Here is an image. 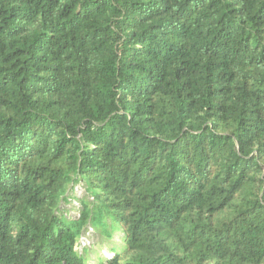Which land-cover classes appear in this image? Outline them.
Returning <instances> with one entry per match:
<instances>
[{"label": "trees", "instance_id": "1", "mask_svg": "<svg viewBox=\"0 0 264 264\" xmlns=\"http://www.w3.org/2000/svg\"><path fill=\"white\" fill-rule=\"evenodd\" d=\"M0 264H264V0H0Z\"/></svg>", "mask_w": 264, "mask_h": 264}, {"label": "rangeland", "instance_id": "2", "mask_svg": "<svg viewBox=\"0 0 264 264\" xmlns=\"http://www.w3.org/2000/svg\"><path fill=\"white\" fill-rule=\"evenodd\" d=\"M75 194L78 196V197H82L83 194H86L84 188L82 185H77L75 186ZM72 204H75V205H79V202L72 199V203L69 204L68 206H66L67 208H70V206H72ZM79 207V206H78ZM78 209V208H77ZM70 212L73 214H77L78 213V210H74V208L71 210L70 209ZM84 244L87 243L88 246H91V244L94 245V250L95 251H104L106 252L107 251V246H109L110 244L106 243V240H104L103 238H101V236L96 233L94 234L93 230L91 229L90 231H88L87 235L85 234L84 238ZM98 244V245H97Z\"/></svg>", "mask_w": 264, "mask_h": 264}]
</instances>
